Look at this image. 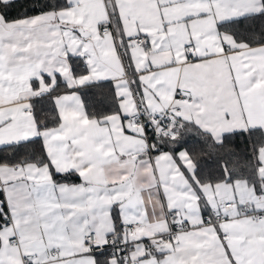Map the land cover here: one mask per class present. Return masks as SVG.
Instances as JSON below:
<instances>
[{"label": "snow or ice", "instance_id": "6c2138e0", "mask_svg": "<svg viewBox=\"0 0 264 264\" xmlns=\"http://www.w3.org/2000/svg\"><path fill=\"white\" fill-rule=\"evenodd\" d=\"M0 264H264V0H0Z\"/></svg>", "mask_w": 264, "mask_h": 264}, {"label": "crops", "instance_id": "0c3cea01", "mask_svg": "<svg viewBox=\"0 0 264 264\" xmlns=\"http://www.w3.org/2000/svg\"><path fill=\"white\" fill-rule=\"evenodd\" d=\"M102 11H103L102 8L96 9L97 14L101 13ZM182 14H183L182 12H174L169 15V18L174 19L178 15H182ZM140 16L143 18L145 23H150L153 25V31H155V28L159 27L160 25L159 15L154 13L153 11H149L148 9H142L140 12ZM192 24L195 26L194 35H196L197 37L199 36L200 32L207 30V26L205 24H202L201 22L192 21ZM129 30L131 31L133 29L130 28ZM174 31L176 32L180 40H187L188 33L184 30L183 24L174 26ZM202 43H206V42H202ZM129 78L131 77L129 76Z\"/></svg>", "mask_w": 264, "mask_h": 264}, {"label": "built area", "instance_id": "2783aa9c", "mask_svg": "<svg viewBox=\"0 0 264 264\" xmlns=\"http://www.w3.org/2000/svg\"><path fill=\"white\" fill-rule=\"evenodd\" d=\"M138 43H143V41H139Z\"/></svg>", "mask_w": 264, "mask_h": 264}]
</instances>
